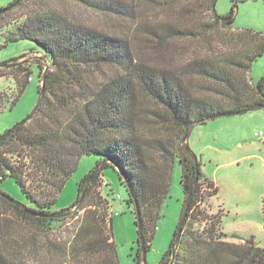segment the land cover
<instances>
[{
    "label": "trees",
    "instance_id": "16d2710c",
    "mask_svg": "<svg viewBox=\"0 0 264 264\" xmlns=\"http://www.w3.org/2000/svg\"><path fill=\"white\" fill-rule=\"evenodd\" d=\"M74 1L123 20L122 35L79 24L47 0H22L0 15L24 12L9 38L34 41L37 47L31 52L40 54L43 63L37 64L40 77L46 71L37 111L0 141V183L14 178L34 203V207L17 205L0 187V264H25L27 253L60 258V264H120L110 202L101 191L108 185L103 170L109 166L117 170L128 202L135 207L139 239L147 253L170 191L175 159L182 165L184 200L197 183L182 233L177 240L176 228L160 264H264V246L254 237L222 231L223 211L202 221L201 204L210 202L219 189L182 145L192 125L256 105L264 108V76L256 83L250 78L252 63L264 53V34L234 29V9L219 16L217 0H161L159 13L173 10L181 19L188 15L201 24L195 28L170 22L140 24L138 29L145 31L144 38L156 52L170 39L200 36L211 49L212 36L229 46L215 55L198 51L172 68L144 61L132 46L129 30L138 24L140 0ZM31 73L27 63L0 68V78L11 75L17 86L12 98L0 93L9 108L19 101ZM142 98L152 100L155 107L148 108ZM83 155L99 160L79 182L76 202L54 210ZM70 223L75 229L63 237ZM58 228L60 245L52 237ZM139 239L135 260L144 264Z\"/></svg>",
    "mask_w": 264,
    "mask_h": 264
},
{
    "label": "rangeland",
    "instance_id": "374dc122",
    "mask_svg": "<svg viewBox=\"0 0 264 264\" xmlns=\"http://www.w3.org/2000/svg\"><path fill=\"white\" fill-rule=\"evenodd\" d=\"M14 1L0 0V10ZM47 2L64 16L88 28L117 36L122 35L125 30L123 20L106 16L77 1L47 0ZM160 3L161 0H140L136 11L138 24L136 29L129 30L132 46L144 61L177 68L186 63L191 55L197 56L198 51L202 54L215 55L228 50L229 46L219 40L216 41L214 36L211 37L213 46L211 49L206 45L204 37L200 36L196 39H170L167 47L156 52L153 44L144 38L145 31L142 28L138 29L140 24L158 25L170 22L182 23L184 26L194 28L201 24V20H191L188 15L186 19H181L178 12L173 10L159 13L162 7ZM235 4L236 0H217L216 13L224 17L234 9V29H251L264 34V0H239L236 6ZM23 13L19 9L0 17V64L8 63L26 53L22 59L30 60L27 64L32 71L30 75L32 80L29 81L13 108H9L7 103H4L5 99H0L2 100L0 106L4 109L0 112V135L32 113L39 99V88L42 85L38 65L43 63L39 58L40 54L31 52L37 47L36 43L29 39L11 40L9 38L10 33L15 31L16 25L22 22ZM263 76L264 53L252 63L250 69L252 82H258ZM0 93H6L8 98H12L17 93V86L11 75L0 78ZM142 101L148 108L155 107L153 101L148 98H142ZM187 132H189V146L202 163L203 172L208 178H214L219 186L215 203H220L225 209L223 226L226 231H235L244 238L254 237L261 246H264V141L256 135L264 132V108L239 115L217 117L205 124H196ZM239 142L242 145H249V152L254 154V157L233 163L235 158H241L242 153H245L238 148ZM245 147L247 148L243 146ZM98 160L99 157L96 155H83L80 158L77 170L59 193L54 210L70 208L76 202L79 182L94 168ZM181 176L182 165L178 159H175L170 191L156 223L150 249L146 253L147 264H160L179 224L185 201ZM103 178L108 185L101 191L110 202L113 235L120 264H137L135 256L139 229L136 223L135 207L128 202L127 189L121 183L119 174L113 166L103 170ZM0 187L14 200L34 207V203L28 199L14 178L7 177L0 183ZM118 194L121 198H117ZM211 207L209 200L201 204V209L204 210L202 221L209 219V215L223 211L217 208L218 210L214 212ZM82 214L83 211L79 212L74 220L77 221ZM74 229V223H70L63 232V237H69V233H72ZM153 231L154 227L151 226L149 237ZM52 237L56 238L60 245V228L53 231ZM25 264H60V258H48L47 254L36 257L33 253H27Z\"/></svg>",
    "mask_w": 264,
    "mask_h": 264
},
{
    "label": "water",
    "instance_id": "95a60500",
    "mask_svg": "<svg viewBox=\"0 0 264 264\" xmlns=\"http://www.w3.org/2000/svg\"><path fill=\"white\" fill-rule=\"evenodd\" d=\"M22 0H15L13 3H11L8 7L0 10V15H2L3 13L7 12L9 9H11L12 7H14L15 5H17L19 2H21ZM30 62L29 59H21V60H18V61H14V62H8V63H4V64H0V68H11V67H15V66H18V65H21V64H24V63H28ZM48 66V65H47ZM45 72L44 71V74L42 76V83L44 82V75H45ZM43 86L39 92V99L37 101V104L35 106V108L33 109L32 113L24 120L20 121L19 123H17L16 125H14L12 128H10L9 130H7L5 133L1 134L0 135V141L3 140L5 137H7L9 134H11L12 132L15 131V129H17L19 126H21L22 124H24L26 121L30 120L33 115L35 114V112L37 111V108L41 102V99H42V93H43ZM260 106L259 105H256V106H252L250 108H246V109H243V110H240L238 112H231L228 114V116H233V115H239V114H243V113H246V112H249V111H252V110H255L257 108H259ZM194 125H192L190 128H192ZM188 135H189V132H187L183 138V141H182V145L183 147L190 153V155L192 156L194 162L196 163V165L198 164L199 162V158L198 156L192 151V149L190 148L189 144H188ZM90 180L87 181L86 183V187L88 186ZM196 183H197V180H196ZM195 183V185H196ZM195 185H193V187L191 188L187 198L185 199L184 201V206H183V210H182V214H181V218H180V221H179V224H178V227H177V231H176V239L178 240L181 233H182V229H183V226H184V223H185V220H186V217H187V213H188V206L190 204V200H191V197H192V193H193V190H194V187ZM84 194H85V190H83L82 194H81V197L78 201V203H81L83 197H84ZM8 199H11V201L17 205H21L20 202L14 200L12 197L10 196H6ZM73 209H71L69 212H71ZM68 212V213H69ZM68 213H65V214H68ZM140 242H141V246H142V249H143V263L144 264H147V258H146V251L144 249V243H143V240H142V237L139 239Z\"/></svg>",
    "mask_w": 264,
    "mask_h": 264
},
{
    "label": "crops",
    "instance_id": "0c3cea01",
    "mask_svg": "<svg viewBox=\"0 0 264 264\" xmlns=\"http://www.w3.org/2000/svg\"><path fill=\"white\" fill-rule=\"evenodd\" d=\"M242 146V147H241ZM243 146H247V148L245 147V148H243ZM249 145H242V143L241 142H239L238 143V148H240V149H242L245 153H242V157L241 158H235L232 162L233 163H235V162H238L239 160H246V159H250L251 157H254V154H252V153H250L249 151H250V147H248ZM238 155H240L241 156V154L240 153H237ZM216 178V177H215ZM214 183H215V185L218 187V189H219V186H218V184H217V182L215 181V179L213 178V179H211ZM218 193H219V191H218ZM218 195V194H217ZM217 195H215V196H213V197H211L210 198V204H212V210L215 212L216 210H218L219 208L220 209H222L223 210V214L225 215L226 214V212H225V209H224V207L220 204V203H215V198H217ZM218 208V209H217ZM224 215H223V217H224ZM222 231L224 232V233H226V234H228V235H231V234H234V233H236L237 234V232H235V231H226V228L223 226V219H222ZM233 241H238V239H232Z\"/></svg>",
    "mask_w": 264,
    "mask_h": 264
},
{
    "label": "built area",
    "instance_id": "2783aa9c",
    "mask_svg": "<svg viewBox=\"0 0 264 264\" xmlns=\"http://www.w3.org/2000/svg\"><path fill=\"white\" fill-rule=\"evenodd\" d=\"M32 78H30V80H31ZM258 137H260L261 139H262V141H264V132H261V133H257L256 134ZM203 192H205L206 190H207V188H206V185H204L203 186ZM118 198H121V195L120 194H118Z\"/></svg>",
    "mask_w": 264,
    "mask_h": 264
}]
</instances>
